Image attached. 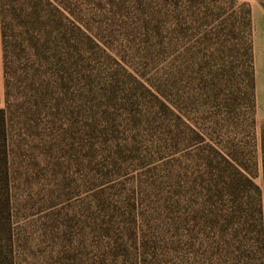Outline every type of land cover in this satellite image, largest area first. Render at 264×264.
<instances>
[{
    "label": "rangeland",
    "instance_id": "1",
    "mask_svg": "<svg viewBox=\"0 0 264 264\" xmlns=\"http://www.w3.org/2000/svg\"><path fill=\"white\" fill-rule=\"evenodd\" d=\"M53 2L0 49L12 264H264V0Z\"/></svg>",
    "mask_w": 264,
    "mask_h": 264
},
{
    "label": "trees",
    "instance_id": "2",
    "mask_svg": "<svg viewBox=\"0 0 264 264\" xmlns=\"http://www.w3.org/2000/svg\"><path fill=\"white\" fill-rule=\"evenodd\" d=\"M53 1L0 0L2 67L6 66L7 58L19 56L21 48L31 52L37 48L38 45L32 42L31 35L35 33L40 36L39 39H43L50 35V28L57 23L60 24V18H64V15L60 12L61 8L57 7ZM250 60L252 61V54H250ZM251 86L254 89L253 71ZM7 159L6 116L4 109L0 108V264H12L11 235L8 224ZM235 173V176L245 179L246 183L252 185L251 181L243 177L238 169ZM254 188L256 189V187ZM259 233L261 235V228Z\"/></svg>",
    "mask_w": 264,
    "mask_h": 264
},
{
    "label": "crops",
    "instance_id": "3",
    "mask_svg": "<svg viewBox=\"0 0 264 264\" xmlns=\"http://www.w3.org/2000/svg\"><path fill=\"white\" fill-rule=\"evenodd\" d=\"M264 40V15L258 20H254V39L252 44V59H253V79H254V98L258 110L264 112V63L258 62V50L256 45V35ZM261 38V39H262ZM262 42L264 43V41Z\"/></svg>",
    "mask_w": 264,
    "mask_h": 264
}]
</instances>
